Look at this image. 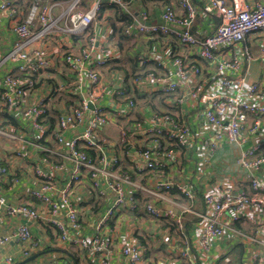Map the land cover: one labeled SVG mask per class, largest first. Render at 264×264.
Here are the masks:
<instances>
[{"label": "built area", "instance_id": "built-area-1", "mask_svg": "<svg viewBox=\"0 0 264 264\" xmlns=\"http://www.w3.org/2000/svg\"><path fill=\"white\" fill-rule=\"evenodd\" d=\"M18 1L0 0V11L14 20L17 34L15 46L7 56L21 61L18 68L21 75L8 72L3 76L5 89L0 109L7 107L17 120H30L41 135L46 133L47 125L42 122L49 114L48 105L55 95L31 103L26 101V96L37 84L36 76H42V72L54 66L53 53L41 42L55 33L65 63L73 73L65 92L78 101L55 122L56 148L40 145L42 151L55 153L63 159L59 164L46 158L47 169L38 170L40 185L33 188L30 195L41 208L24 202L11 203L0 193V228L6 217L40 221L43 227L54 228L62 242L85 249L88 259L99 257L100 264H115L108 221L123 209L138 208L135 198L138 192L148 198L144 207L152 218L175 222L178 238L163 264H233L228 258L220 263L217 255L210 253L215 241L225 237L239 238L257 246L241 264H264V133L253 145L243 149L237 159L238 165L245 170L247 186H237L233 181L208 186L203 191L202 210L194 207L195 188L175 180L172 169L169 177L161 178L160 175L145 184L121 171V155L109 154L107 139L99 135L105 126L116 123L125 159L140 175L164 173L170 161L179 163L195 145L194 127L180 117L188 110L200 112L204 117L200 128L209 131L208 136L199 133L202 145L198 149L203 162L211 163L224 140L244 145L250 134L249 128L247 134L244 131L249 115L257 117L250 128L256 133L259 117L264 114V87L257 80H248L250 62L257 56L264 59V0H169L171 2L161 9L159 23L145 21L150 17V10L146 8L138 14L130 12L126 0H70L69 7L61 15L68 21L64 26L52 15L54 2L21 0L20 4ZM84 3H89V7L80 8ZM160 3L157 0V5ZM107 6L131 16V22L123 24L118 20L117 25H123V32L133 43L139 45L137 40L140 39L172 36L177 38L180 47L183 46L182 51L180 47L169 46L165 54L155 52L145 57L139 53V67L130 80L128 93L116 89L124 80L122 71L104 73L101 70L123 55L113 27L111 24L102 27L101 35L98 31H89L100 11ZM204 20L211 29L208 34L205 29L203 32L196 29V23ZM78 34L85 35L80 50L75 49L72 37ZM252 35L263 38L262 52L258 55L247 44ZM151 61L156 65L148 66ZM103 91L110 93L107 102H103L104 96L100 95ZM158 92L167 96V105H159V111L146 120L152 126L147 127L143 119L136 118L128 130L125 120H130V113L138 109L135 99L140 101V97H148V94L152 98ZM134 93L138 94L135 98ZM173 107L172 112L170 108ZM69 128L75 132L66 135L65 130ZM18 139L14 126H0V149L6 148V140ZM7 149L13 150L17 157L23 155L18 147ZM86 149L93 150L96 156L89 155ZM66 163L69 164L68 180L58 186V170ZM12 173L0 161V175ZM87 180L98 193H105L107 189L113 192L111 202L105 213L97 218L95 233L91 235L84 231L89 211L80 209L74 200L76 187ZM173 191L180 193L185 201L171 197ZM52 192H56V198ZM187 216L194 220L192 227L187 226ZM239 222L251 226L254 232H248ZM13 240L22 244L26 256L41 248L27 223L9 234H0V245ZM121 252L126 264H148L138 242L126 243ZM87 264L93 263L87 261Z\"/></svg>", "mask_w": 264, "mask_h": 264}, {"label": "crops", "instance_id": "crops-1", "mask_svg": "<svg viewBox=\"0 0 264 264\" xmlns=\"http://www.w3.org/2000/svg\"><path fill=\"white\" fill-rule=\"evenodd\" d=\"M127 1L130 10L136 14L141 9L146 8L150 10V17L145 20L148 23H159L161 21V9L164 5L171 2L169 0H160L161 3L157 5V0ZM18 2L20 3L21 0ZM53 2L55 5L52 15L59 18L60 25L64 26L68 24L66 17L62 18L61 15L69 7L70 0H52L51 3ZM84 6L86 8L89 7V3H84L80 8L85 9ZM107 8L105 7L100 11L96 20L91 24L89 31H98V34L101 35L105 25H110L113 21L118 24V20L115 17L116 12L112 15V13L106 10ZM140 21L143 22L144 20L140 18ZM196 24V29H200L202 32L205 29L206 34L211 32L207 20L197 22ZM114 36L116 41H118L117 34ZM72 37L75 49L80 50L83 45L81 43H84L85 35L78 34L72 35ZM262 40L263 38L257 35H252L251 39L247 40L248 46L257 55L262 52ZM16 41L17 34L14 30V20L5 12L0 11V100L5 89L3 76L8 72L21 75L18 69L21 61L12 60L7 56L13 50ZM137 41L139 45L134 44L128 37L121 40L119 45L123 51L122 57L101 68L104 73H108L112 68L111 66H120L124 74V80L122 83L116 85V89H121L127 93L128 79L139 67L138 64L135 66L134 59H132L136 53H141L146 57L152 56L155 52L165 54V50L169 46L180 47L177 38L172 36L167 39L158 36ZM41 43L48 46L49 51L53 53L54 66L44 74L42 72V76H36L38 82L27 94L26 101L31 103L50 94L55 95V98L53 97L48 105L49 114L42 122L44 125H47L46 133L41 135L40 130L28 119V121L17 120L12 111L7 107L0 109V126H14L19 136L17 141L6 140V148L0 149L1 163L13 171L10 175H0V193L5 195L11 203L24 202L34 205L36 208H41V204L31 197L30 191L40 185L41 178L38 175V170L47 169L46 158L50 161L59 162V164L63 160L55 153L42 151L40 145L43 143L49 145L51 148H56L57 142L53 137L55 122L57 123V119L61 113L76 105L75 103L78 101L65 92L66 87H68L73 78V73L68 69L63 52L58 47L57 33L51 37H46ZM182 50L183 46L181 45L180 51ZM154 63L156 65L155 61H151L148 63V66ZM121 71L120 73H122ZM248 80H257L264 87V59L260 56H257L250 62ZM84 93L87 94L88 91L84 90ZM100 95L104 96L103 102H107L110 98V93L106 91L100 92ZM133 96L137 97L138 94L134 93ZM154 112L151 107L146 109L138 107L136 111L130 113V120H125V126L131 124L133 119L139 118L145 121L147 127H151L152 124L146 120ZM180 117L191 127H194L196 142L194 143L195 145L190 147L192 149L187 151L186 155L181 158L179 163L170 161L166 171L161 174L152 172L149 175H140L133 171L125 159V151L122 149L120 141V128L117 127L116 123L105 126L99 131V135L107 139L109 144L106 146V149L109 154L116 152L121 155L122 161L119 169L130 172L132 178L141 183H148L154 177L160 175H162L161 178H167L170 176L169 171L172 169V177L175 180L183 181L195 188L196 201L194 207L196 209H203V191L208 186L228 183L229 181L235 182L237 186H247L245 170L238 165L237 159L243 149L253 145L257 137L261 133H264V114L259 117L260 125L256 133H252L250 128L256 123L257 117L249 115L244 129L247 134V128H249L250 133L246 143L240 145L227 140L222 141L211 163L203 162L199 156L200 150L198 146L202 145L199 133L201 132L206 136L209 135L208 130L200 128L203 125L201 123V120L204 118L203 115L198 111L188 110L184 116ZM74 132L75 130L72 128L65 130L66 135H71ZM7 147H18L23 153L22 157H17L16 153L13 150L7 149ZM98 157L99 155L96 158ZM58 174L59 180L57 184L58 186H63L69 177V164L66 163L62 169H59ZM170 195L180 202L185 201L184 197L177 191L171 192ZM52 196L56 198V192H52ZM112 198L113 192L111 190L107 189L105 193H98L91 188L88 180L76 187L74 191L75 202L80 209L84 208V211L86 209L89 211L86 219L83 216V219L86 221L84 231L87 235L95 233L97 218L105 213L108 203L111 202ZM135 198L139 204L138 208L133 210L123 209L108 221L109 235L114 248L113 261L115 264H126V258L121 252L122 247L129 242H138L144 250L148 264H163L173 251L175 239L178 238L175 222L172 219L152 218L144 207L145 202L143 199H145V196L136 192ZM165 207L171 208L169 205ZM25 223L29 225L34 237L40 241L41 248L26 256L22 252L23 246L20 242L10 241L4 245H0V264H87V261L93 264H100L99 257H96L95 260L88 259V256L79 250V245L62 242L58 238L54 228L47 229V227H43L40 221H28L20 216L6 217L2 221L0 234H9L11 231H15L18 226ZM193 224L194 220L190 216H187V226L192 227ZM239 225L250 233L254 232L253 228L249 225L242 222H239ZM230 238L218 239L210 249V253L217 255V261L220 263H223L228 258L232 260L233 264H241L242 261H247L254 248H257L256 245H250L239 238ZM8 257H11L12 260L7 261ZM86 258L88 259L87 261Z\"/></svg>", "mask_w": 264, "mask_h": 264}, {"label": "trees", "instance_id": "trees-1", "mask_svg": "<svg viewBox=\"0 0 264 264\" xmlns=\"http://www.w3.org/2000/svg\"><path fill=\"white\" fill-rule=\"evenodd\" d=\"M127 1V0H126ZM128 2V1H127ZM116 19L117 20H120V21H122L123 22V24L124 23H128V22H131L132 21V18H131V16L128 14V13H126V12H124V11H119L118 10V13L116 12ZM111 26L113 27V31H114V35H116L117 34V36H118V41H117V44H118V46L120 47V43H121V40H123V39H126L127 38V35L123 32V25H117L116 23H115V21H113L112 23H111ZM134 44H136V43H134ZM121 48V47H120ZM121 50H122V48H121ZM139 56H140V54L139 53H136V55L132 58V59H134V64H135V66H137V64L139 65V60H140V58H139ZM112 67V68H111ZM110 68H111V70L108 72V73H111V72H114V71H117V70H122L121 69V67L120 66H111ZM138 69V68H137ZM134 75H135V72H133V74L132 75H130V78L128 79V81H129V83L127 84V90H128V92H129V88H130V80L134 77ZM135 98V97H134ZM140 101H138L137 99H135V101H136V106L137 107H139L140 109H146L147 107H151L152 108V110L153 111H159V105H167V101H166V99H167V96H164L162 93H156L155 95H152V98H151V95L150 94H148V97H140ZM175 109V107H173V108H170V110L173 112V110ZM133 121H136V119H133ZM142 122H144L145 123V121H142ZM129 127H130V125H126V128L129 130ZM145 146V143L144 144H142V147H144ZM86 152L89 154V155H91V156H93V157H95L96 156V153L93 151V150H91V149H86ZM128 162V161H127ZM129 163V162H128ZM129 165H130V163H129ZM130 167H131V165H130ZM132 168V167H131ZM133 169V168H132ZM133 171L135 172V173H137V171L135 170V169H133ZM126 172H128V171H126ZM130 175H131V173L130 172H128ZM138 174V173H137ZM150 174V173H149ZM149 174H147V175H149ZM148 200V198H146L145 197V199H143V201L145 202V201H147ZM47 229H52V228H47ZM79 250L80 251H83V253H85L86 254V250L85 249H81V248H79Z\"/></svg>", "mask_w": 264, "mask_h": 264}, {"label": "rangeland", "instance_id": "rangeland-1", "mask_svg": "<svg viewBox=\"0 0 264 264\" xmlns=\"http://www.w3.org/2000/svg\"><path fill=\"white\" fill-rule=\"evenodd\" d=\"M49 1V3L52 1V0H48ZM108 8L106 9L109 13H112V15H113V13H115L116 11H115V7L114 6H107ZM105 8V7H104ZM129 10H130V7H129ZM130 12H132V13H134L133 11H131L130 10ZM101 39H103V36L101 37Z\"/></svg>", "mask_w": 264, "mask_h": 264}, {"label": "water", "instance_id": "water-1", "mask_svg": "<svg viewBox=\"0 0 264 264\" xmlns=\"http://www.w3.org/2000/svg\"><path fill=\"white\" fill-rule=\"evenodd\" d=\"M90 106L92 107V105L90 104Z\"/></svg>", "mask_w": 264, "mask_h": 264}]
</instances>
